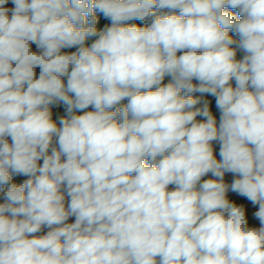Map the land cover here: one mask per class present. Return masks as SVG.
Segmentation results:
<instances>
[{
	"label": "clouds",
	"instance_id": "clouds-1",
	"mask_svg": "<svg viewBox=\"0 0 264 264\" xmlns=\"http://www.w3.org/2000/svg\"><path fill=\"white\" fill-rule=\"evenodd\" d=\"M0 193V264H264V0H0Z\"/></svg>",
	"mask_w": 264,
	"mask_h": 264
},
{
	"label": "rangeland",
	"instance_id": "rangeland-1",
	"mask_svg": "<svg viewBox=\"0 0 264 264\" xmlns=\"http://www.w3.org/2000/svg\"><path fill=\"white\" fill-rule=\"evenodd\" d=\"M9 6H10V5H9ZM234 14H235V13H234ZM97 16H98V19H99L98 28L103 27L105 24H110V21H106V20H104L103 17L101 16V14L97 13ZM129 23H135V24H138V25H140V26H144L143 23L140 22V21H130ZM88 43L90 44L91 41H89ZM33 49L35 50V46H34V45H33ZM74 50H75V49H65L64 51H69V52H70V51H74ZM239 57H240V54L238 53V58H239ZM37 71H39V70H37ZM167 82H168V81H167V78H166L165 81H164V83H167ZM197 95H198V94H197ZM206 98L209 99V100L211 101V109H212L213 113H214L215 116H216V114H217V110H216V108H215V100H214V98H212V97H210V96H208V97H206ZM123 103H127V101L125 100ZM88 110H91V109H88ZM53 112H54V118H55L56 115H62V114H63V108L61 107L60 109H53ZM198 119H199V117H198ZM215 151H216V154H217V158H219V156H218L219 149H218V150H215ZM205 178H207V177H205ZM225 178L230 179L231 176L228 175V174H226ZM23 179H26V178H14V181H13V182H15V183H20V182H22ZM230 197H231L232 199L240 200L238 197H235L233 194H230ZM0 202H3V199H2V193H0ZM242 202H243V203L245 204V206H246L247 214H248V219H249V223H250V225H253V226H257V227H258V226H259L258 221L252 219V213H253L254 211L258 210V209H257V208H253L250 204H248L247 201H242ZM73 219H74V218L70 219V222H72ZM45 231H47V230L45 229Z\"/></svg>",
	"mask_w": 264,
	"mask_h": 264
},
{
	"label": "trees",
	"instance_id": "trees-1",
	"mask_svg": "<svg viewBox=\"0 0 264 264\" xmlns=\"http://www.w3.org/2000/svg\"><path fill=\"white\" fill-rule=\"evenodd\" d=\"M216 118H217V122H219V112H217ZM214 148H215V150H218L219 149V146L214 143ZM230 182H231V180H230Z\"/></svg>",
	"mask_w": 264,
	"mask_h": 264
},
{
	"label": "crops",
	"instance_id": "crops-1",
	"mask_svg": "<svg viewBox=\"0 0 264 264\" xmlns=\"http://www.w3.org/2000/svg\"><path fill=\"white\" fill-rule=\"evenodd\" d=\"M231 178H232V177H231ZM231 178H230V179L225 178L226 182H230ZM239 199H240V198H239Z\"/></svg>",
	"mask_w": 264,
	"mask_h": 264
}]
</instances>
